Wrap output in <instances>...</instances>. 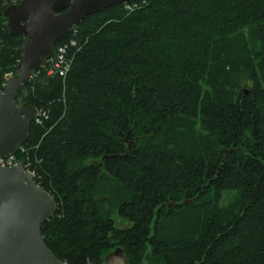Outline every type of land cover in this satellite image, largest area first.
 Wrapping results in <instances>:
<instances>
[{"label": "trees", "instance_id": "16d2710c", "mask_svg": "<svg viewBox=\"0 0 264 264\" xmlns=\"http://www.w3.org/2000/svg\"><path fill=\"white\" fill-rule=\"evenodd\" d=\"M19 1L0 0V92L23 43L2 11ZM74 28L65 76L33 71L17 97L43 113L23 145L56 202L49 250L264 264V0H137Z\"/></svg>", "mask_w": 264, "mask_h": 264}, {"label": "water", "instance_id": "95a60500", "mask_svg": "<svg viewBox=\"0 0 264 264\" xmlns=\"http://www.w3.org/2000/svg\"><path fill=\"white\" fill-rule=\"evenodd\" d=\"M132 1L20 0L3 9L9 34L22 37L23 43L17 74L4 80L0 92L1 156L14 153L26 142L38 115L35 106L17 104L18 94L28 83L30 73L42 68L54 45L84 17ZM243 91L248 92L246 88ZM55 211L52 195L36 183L22 161L11 167L0 166V264H67L49 250L40 232L42 224ZM99 264H128V258L123 250L115 248Z\"/></svg>", "mask_w": 264, "mask_h": 264}, {"label": "built area", "instance_id": "2783aa9c", "mask_svg": "<svg viewBox=\"0 0 264 264\" xmlns=\"http://www.w3.org/2000/svg\"><path fill=\"white\" fill-rule=\"evenodd\" d=\"M137 5V0H134L129 3H124V8L128 11H132L135 6ZM74 26L71 27L70 31H74ZM69 31V32H70ZM72 45H75V41L72 38H68L67 41L63 42H57L51 54L44 60L43 66L41 69H44L46 74L48 75H59L64 77L67 71L70 68L71 60L65 56L68 48ZM39 71V70H37ZM31 77V75H30ZM38 115L34 119L35 123L40 122V116L43 115V113L38 110ZM23 162L24 169L30 171L33 175V170L29 167V158L27 156V148L22 144L17 147L16 151L12 154H9L7 156H1L0 155V166L3 167H11L16 165L19 162Z\"/></svg>", "mask_w": 264, "mask_h": 264}, {"label": "rangeland", "instance_id": "374dc122", "mask_svg": "<svg viewBox=\"0 0 264 264\" xmlns=\"http://www.w3.org/2000/svg\"><path fill=\"white\" fill-rule=\"evenodd\" d=\"M252 49V48H251ZM17 74V72L15 73ZM10 76V75H9ZM247 80H246V77H242L240 80H239V86H240V89H244L247 85ZM196 128V127H194ZM188 133L192 136V129L189 130L188 128ZM233 196V195H232ZM113 220L115 222V225L117 227H128L131 225V223L129 221H127L126 219H122L121 217H119L116 213H113Z\"/></svg>", "mask_w": 264, "mask_h": 264}]
</instances>
